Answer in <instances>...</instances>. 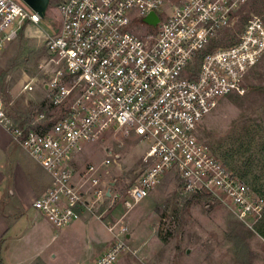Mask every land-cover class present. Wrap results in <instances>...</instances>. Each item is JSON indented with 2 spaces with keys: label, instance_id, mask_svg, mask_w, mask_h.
Returning <instances> with one entry per match:
<instances>
[{
  "label": "built area",
  "instance_id": "built-area-1",
  "mask_svg": "<svg viewBox=\"0 0 264 264\" xmlns=\"http://www.w3.org/2000/svg\"><path fill=\"white\" fill-rule=\"evenodd\" d=\"M250 0H59V31L44 35V90L60 118L40 113L32 127H13L0 99V125L50 177L33 208L53 227L84 214L101 219L102 200L125 213L165 179L184 194H208L259 236L264 199L199 139L220 101L243 95L264 56V20L243 9ZM153 13L158 22H145ZM41 17L25 3L0 0V57ZM30 89V84L25 89ZM116 130L146 149L144 169L125 195L101 188L97 167L76 172L84 145ZM109 153L101 166L111 164ZM76 179V180H75ZM231 202V203H229ZM122 216L108 229L109 250L92 264H114L128 250Z\"/></svg>",
  "mask_w": 264,
  "mask_h": 264
},
{
  "label": "rangeland",
  "instance_id": "rangeland-1",
  "mask_svg": "<svg viewBox=\"0 0 264 264\" xmlns=\"http://www.w3.org/2000/svg\"><path fill=\"white\" fill-rule=\"evenodd\" d=\"M58 2L50 0L39 25L26 27L1 54L0 99L15 128L20 122L32 127L40 113L46 115L47 123L60 118V111L48 106L43 87L47 60L44 35L59 31L54 11ZM251 14L264 20V0L249 1L243 9L244 18ZM27 84L30 89H25ZM198 134L229 170L264 199V56L247 76L244 94L221 100ZM145 149L133 136L112 130L84 145L76 172L85 165L97 167L101 188L123 197L144 169ZM109 153L111 164L101 166ZM28 159L37 172L48 176ZM98 207L97 213L103 214L107 223L124 216L115 230L123 225L127 235H133L126 242L125 253L132 254L136 264H264V246L256 228V232L250 230L227 206L212 198L182 193L173 177L127 213L117 199L106 198Z\"/></svg>",
  "mask_w": 264,
  "mask_h": 264
},
{
  "label": "crops",
  "instance_id": "crops-1",
  "mask_svg": "<svg viewBox=\"0 0 264 264\" xmlns=\"http://www.w3.org/2000/svg\"><path fill=\"white\" fill-rule=\"evenodd\" d=\"M25 154L0 125V264L94 263L112 243L107 219L84 214L67 227H53L32 206L50 177L37 172ZM115 264L136 262L124 252Z\"/></svg>",
  "mask_w": 264,
  "mask_h": 264
},
{
  "label": "water",
  "instance_id": "water-1",
  "mask_svg": "<svg viewBox=\"0 0 264 264\" xmlns=\"http://www.w3.org/2000/svg\"><path fill=\"white\" fill-rule=\"evenodd\" d=\"M22 2L25 3L31 10L36 12L41 17V19H43L49 7L50 0H22ZM145 22L149 25L154 26L158 22V19L153 13H151L149 16H147ZM113 185L114 183H111V186ZM106 195L107 197H111L110 188L107 190Z\"/></svg>",
  "mask_w": 264,
  "mask_h": 264
},
{
  "label": "trees",
  "instance_id": "trees-1",
  "mask_svg": "<svg viewBox=\"0 0 264 264\" xmlns=\"http://www.w3.org/2000/svg\"><path fill=\"white\" fill-rule=\"evenodd\" d=\"M24 125H25V123H23V122L19 123V127H24ZM197 195L200 197L206 198V199H211V197L208 194H197ZM259 230L261 231V233L264 234V217H263L262 225L260 226Z\"/></svg>",
  "mask_w": 264,
  "mask_h": 264
}]
</instances>
